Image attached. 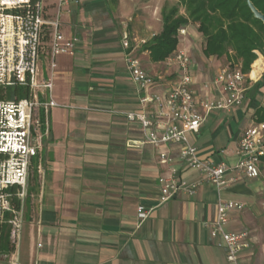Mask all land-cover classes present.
I'll use <instances>...</instances> for the list:
<instances>
[{
  "label": "crops",
  "instance_id": "1",
  "mask_svg": "<svg viewBox=\"0 0 264 264\" xmlns=\"http://www.w3.org/2000/svg\"><path fill=\"white\" fill-rule=\"evenodd\" d=\"M55 2L47 0L51 14ZM121 5L118 0L117 8ZM115 19L111 0H72L71 13L62 16V32L80 40L73 56L57 58L53 97L65 106L50 113V134L42 150L44 169L37 172V180L30 176L28 181L18 251L15 256L14 252L0 256V264H9L13 257L20 264H229L221 238L213 237L208 225L220 200L243 204L230 212L227 225L250 232L251 246L239 256L241 264H264V241L258 223L250 220L257 218L252 212L258 206L264 209L262 179L240 177L221 191L204 181L194 194L180 191L159 204V179L171 174L170 167L189 182L199 178L195 169L181 167L180 145H142L139 122L93 110H148L127 71L121 39L124 29L139 35ZM189 46L199 80H212L218 68L212 63L214 56H202L199 62L193 55L196 46ZM141 48L136 55L145 71L164 76L150 91L165 89L172 79L165 68L161 70L163 62H153ZM43 67L48 69L47 62ZM253 104L246 98L231 113L212 110L199 131L189 134L198 155L234 165L241 132L255 121ZM246 114L250 123L240 127L239 119ZM163 152L170 163L160 162ZM25 197L26 193L20 197L23 203ZM141 205L154 210L139 224Z\"/></svg>",
  "mask_w": 264,
  "mask_h": 264
},
{
  "label": "built area",
  "instance_id": "2",
  "mask_svg": "<svg viewBox=\"0 0 264 264\" xmlns=\"http://www.w3.org/2000/svg\"><path fill=\"white\" fill-rule=\"evenodd\" d=\"M71 2L56 0L51 14L47 0H0V225L10 224L14 256L19 248L24 219L23 210L12 205L10 189L21 187L19 196H23L30 167L36 165L37 172H43L42 150L44 139L50 134V113L55 107L65 106L53 97V80L57 58L73 56L80 43L77 36H66L61 30L62 16L71 13ZM177 35L180 47L163 61L167 76L172 80L165 89L150 91V87L164 76L145 71L136 55L148 39L124 29L121 39L127 71L148 110L93 109L122 114L129 121L139 122L144 133L142 145H180L181 167L195 169L199 178L189 182L177 176L175 167H170L171 174L159 179V204L168 202L180 191L194 194L204 181L221 191L238 182L240 177L264 180L261 168L264 121H254L241 132L238 159L232 166L222 160L201 158L197 146L189 138L190 133L199 131L212 110L231 113L244 104L248 87L262 78L264 61L255 76H252L253 64L247 73L241 64L227 61L218 66L212 80L200 81L193 71L192 55L181 45L186 38L193 42V37L197 39L198 36L188 24L181 26ZM44 62L48 69L43 67ZM15 87L24 89L25 95L19 97L14 91L9 93V89ZM170 161L165 152L160 154L161 163ZM242 207L237 201L220 200L217 215L208 224L211 235L221 238L220 244L226 248L229 264H241L239 256L251 246L248 230L227 227L230 212ZM153 210V207L139 206V224ZM9 264L20 263L13 257Z\"/></svg>",
  "mask_w": 264,
  "mask_h": 264
},
{
  "label": "trees",
  "instance_id": "3",
  "mask_svg": "<svg viewBox=\"0 0 264 264\" xmlns=\"http://www.w3.org/2000/svg\"><path fill=\"white\" fill-rule=\"evenodd\" d=\"M111 1L114 4L118 3V0ZM251 1L264 13V0ZM179 2L185 7L188 16L180 13L179 5L163 7L161 31L153 35L141 50H147L153 62H163L180 47L178 29L188 24L191 18L198 23V31L203 37L202 53L204 56L218 58L226 56L228 62L241 64L247 73L250 72L253 64V76L254 67L260 59L256 60L258 56L255 50H262L264 53V24L254 17L246 0H179ZM228 53H233L237 62L230 61ZM262 85V80H258L249 86L246 90V98L256 102ZM12 91L16 92L19 97L25 95L24 89L19 87L9 89V93ZM254 119L257 122L264 121V98L256 102ZM261 168L264 171V157L261 160ZM30 176L37 180L36 165H32L29 169L24 203L19 196L21 187L14 186L10 189L11 201L15 209H22L23 204L27 202L30 193L28 183ZM14 250L10 238V226L6 223L0 225V256L7 257Z\"/></svg>",
  "mask_w": 264,
  "mask_h": 264
},
{
  "label": "rangeland",
  "instance_id": "4",
  "mask_svg": "<svg viewBox=\"0 0 264 264\" xmlns=\"http://www.w3.org/2000/svg\"><path fill=\"white\" fill-rule=\"evenodd\" d=\"M172 5H179L180 6V13L188 16V12L186 11L185 7L180 4L179 0H122L121 8L118 9V3L114 4L111 1V7H113V13L116 15V21L120 26L123 25V21L126 22L130 31L137 33L139 36H147V35H155L158 34L162 29V14L161 11L163 7L169 8ZM130 18V19H129ZM188 25L193 30V32L198 36L197 39L193 40V45L196 46L193 49V55L195 59L199 62H202V51L200 52L199 49L203 47V37L201 33L198 31V23L194 22L191 18H189ZM188 38H186L181 45L186 49L189 48L192 44ZM257 54V59L261 58L263 55L262 61H264V53L262 50H255ZM228 57L230 61L237 62L233 53H228ZM255 60V61H256ZM254 61V62H255ZM221 64L227 63L226 56H222L220 58L213 57L212 63ZM253 62V63H254ZM161 70H164L165 65L164 63L160 64ZM176 69V68H175ZM263 85L260 88V93L257 97V101L263 100L264 98V73L262 75ZM256 101V102H257ZM252 109L256 108V105L253 104L251 106ZM221 117L225 116V113L220 112ZM240 127H244L250 123L249 116L246 114L239 119ZM264 183V180L262 181ZM257 218H250V220H256L259 226V233L261 239L264 241V209L260 205L257 207L256 210L252 212ZM251 214V213H250ZM251 229V227H249ZM260 245V244H258Z\"/></svg>",
  "mask_w": 264,
  "mask_h": 264
},
{
  "label": "water",
  "instance_id": "5",
  "mask_svg": "<svg viewBox=\"0 0 264 264\" xmlns=\"http://www.w3.org/2000/svg\"><path fill=\"white\" fill-rule=\"evenodd\" d=\"M248 7L250 8L251 12L253 13L254 17L261 20L264 24V13L259 10L251 0H246Z\"/></svg>",
  "mask_w": 264,
  "mask_h": 264
},
{
  "label": "bare ground",
  "instance_id": "6",
  "mask_svg": "<svg viewBox=\"0 0 264 264\" xmlns=\"http://www.w3.org/2000/svg\"><path fill=\"white\" fill-rule=\"evenodd\" d=\"M261 62H262V60L258 61L257 65L254 67L253 76H255L257 74V71L260 69Z\"/></svg>",
  "mask_w": 264,
  "mask_h": 264
}]
</instances>
